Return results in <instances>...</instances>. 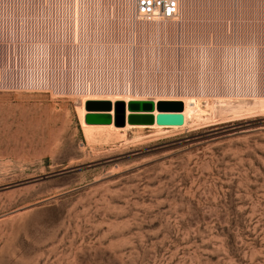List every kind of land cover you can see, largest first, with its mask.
<instances>
[{"label":"rangeland","instance_id":"1","mask_svg":"<svg viewBox=\"0 0 264 264\" xmlns=\"http://www.w3.org/2000/svg\"><path fill=\"white\" fill-rule=\"evenodd\" d=\"M22 4L35 41L64 50L66 87L209 94L194 128L97 144L74 90L0 89V264H264V113L220 120L212 95L264 93V0H183L180 21L160 26L130 24L119 0ZM204 100L217 121L202 124Z\"/></svg>","mask_w":264,"mask_h":264},{"label":"bare ground","instance_id":"2","mask_svg":"<svg viewBox=\"0 0 264 264\" xmlns=\"http://www.w3.org/2000/svg\"><path fill=\"white\" fill-rule=\"evenodd\" d=\"M125 4H126L125 8H126V11H127L128 5H129L128 0H125ZM148 25L149 26L150 25H152V26H156V25L157 26H160V25H158L156 23L155 24L152 23V24H148ZM42 47H44V46H42ZM36 48L37 47H35V62H37L38 66L40 65V67H39L38 72H37V78H35V83H31V82L29 83L28 82V85L29 86H33V87L35 86L34 87L35 88V91H38V92L45 91V90L47 91V90H49V89H51L53 87H61V88H63L60 92H54L53 91L54 93H61V92H65V93L66 92H69L70 93L71 90H74L75 92H77L79 94V98H78L79 106L77 107V109H78L77 114H78V118H79L80 126L82 128L83 135H84V137H85V139L87 141H100V142L97 143V144H99V143H101V141H105L107 143V141H110L112 139H117L118 140V138H120V139L123 138L124 135H125V131L130 130V129H132V130L135 129L136 130V129H145V128H148L150 130L153 129V130H155L157 132H159V131H161V130H163L165 128H171V129H177V128H182L183 129V128H187V129H191V128H194V127L200 125V124H197L196 122L201 121L202 120V117L204 116L203 115L204 109L201 106V103L202 102L200 101L201 100L200 97H204L205 98L207 96V94H209V93L204 92L203 90H201V92L196 93V94H194V93H185V94H179V95H169V96H165L164 95V96L148 97L146 95H139V94H126L123 91H119V90L118 91H115V90L114 91H101V92H98V91H88V90H76L77 88H75V86H73V84H71V85L69 84L68 87H66L65 86L66 85L65 84L66 82L64 83L62 79H58L59 77L56 78V75L54 77V73H51L50 74V71L53 70V69L55 70V69H58L59 67L64 68V65H65L64 64V60H65V58L62 57L60 59V61H58L59 64L57 66H56V64H53V63H55V59L54 58H53V62L51 61V64L49 63V61L47 63L46 62V57H48V58L50 57V56H48V55H50V53L47 54L48 51H46V49L48 48V46H45L43 48V50L40 49V51H37ZM85 48H86V45L83 44L81 46V50H84ZM244 49H242L239 53H244ZM48 50H49V48H48ZM253 51H254V56L253 55L252 56L254 58H256V46H255L254 49L251 50V53ZM36 52H39V54L36 53ZM40 54H43L44 62L43 61H40V59L42 57H39L37 59L38 55H40ZM82 57H83V55H82ZM244 57H246V55ZM252 61L253 60H251V62ZM257 62H258V60H257ZM255 64H254V66H255ZM252 65L253 64H251V66ZM245 69H243V70H245ZM250 69H252V68H250ZM43 72H44V74H43ZM245 72H247V70ZM40 74H41V77H40ZM251 74H252V72H251ZM246 75H247V73H246ZM250 77H251V75H250ZM246 78H247V76H246ZM55 79H56V82H55ZM230 83H233V82L231 81ZM261 85H262V83H261ZM201 87H203V86H201ZM235 87H237V86H235ZM256 87H258V86H256ZM256 87L255 88L253 87L251 89H249L247 87L246 88H240V89L235 90L233 92H229L232 89H230L228 92H227L226 89L225 90L222 89L223 92H213L212 93V95L214 94L213 96H216V95L218 96L219 102L221 104V108L220 109L222 110L223 114H225L222 118H220V120H225V119H234V120H236V119H242V118H246V117H250V116H257L259 114H263L264 113V93H259L257 91V88ZM61 88H59V89H61ZM65 88H67L68 90L67 91H63V90H66ZM233 89H234V87H233ZM208 97H209V95H208ZM224 98H227V99H230V100H225ZM86 100H109L112 103H114L116 101H123L124 103H127L130 100H151V101L154 102L155 105L159 101H161V100L179 101V102L182 103V110L178 114H181L182 115V117H183V123H182V125H162V124H157L156 122L153 123V124H151V125H143V124H134V125H131V124H127L126 123L123 127H116V126L113 125V123H110V124H88V123L85 122V115L88 113L86 111V109H85V106H84ZM232 100L234 102H231ZM204 106H206L208 109H210V112L207 115H205L206 122H204L202 124H207V123H209L211 121H217V119H214V116H213L214 109L210 105V102L207 101V100L206 101L204 100ZM109 114L112 116L113 115V110H111L109 112ZM126 114H128V111H126ZM157 114H158V111H157V109H155L153 111V115L156 116ZM135 132H137V131H135ZM160 133H162V132H160ZM160 133H159V135H160ZM155 136H157V135H155ZM138 138H140V136H138ZM136 139H137V137H136Z\"/></svg>","mask_w":264,"mask_h":264},{"label":"built area","instance_id":"3","mask_svg":"<svg viewBox=\"0 0 264 264\" xmlns=\"http://www.w3.org/2000/svg\"><path fill=\"white\" fill-rule=\"evenodd\" d=\"M119 3L121 5V13L123 12L122 14L126 17V20L133 25H148L152 23L176 24L182 16L183 0H128L127 11L125 0H119ZM32 11H35V9H32ZM1 45L10 46L11 50L15 52V58L10 59L6 55L5 48L0 47V81L2 82L0 83V89L5 90H35V86L28 85V82L35 83V78H37V72L40 67L35 62V47L43 50L45 46H49L50 55L48 56L50 57H46L47 63L49 61L51 64L54 56L64 57L61 54L64 50L55 55V51L50 46L54 45L49 44L45 39L35 41V19L31 12H25L22 0H0ZM81 46H79V49L77 47L74 48L78 54H80ZM39 57H42L40 61L44 62L43 54L38 55L37 59ZM13 72L15 75L11 74ZM51 73L64 77L68 72L64 66V68L59 67L58 69L51 70ZM10 74L13 77L12 80H9ZM17 79H19V84L23 82L24 88L10 87L16 83Z\"/></svg>","mask_w":264,"mask_h":264},{"label":"water","instance_id":"4","mask_svg":"<svg viewBox=\"0 0 264 264\" xmlns=\"http://www.w3.org/2000/svg\"><path fill=\"white\" fill-rule=\"evenodd\" d=\"M85 122L88 124H110L123 127L127 124L151 125L153 123L164 125H181L183 117L178 114L182 110L179 101H160L156 105L151 100H130L127 103L109 100H86ZM157 109L158 114L153 115ZM113 110L111 116L109 112ZM128 111V114H126Z\"/></svg>","mask_w":264,"mask_h":264}]
</instances>
